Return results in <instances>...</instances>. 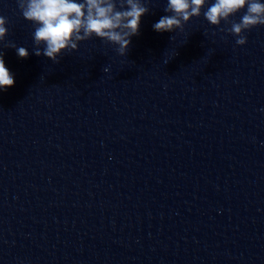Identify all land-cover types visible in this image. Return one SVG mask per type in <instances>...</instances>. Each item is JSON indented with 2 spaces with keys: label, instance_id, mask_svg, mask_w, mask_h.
Returning <instances> with one entry per match:
<instances>
[{
  "label": "clouds",
  "instance_id": "9594fccd",
  "mask_svg": "<svg viewBox=\"0 0 264 264\" xmlns=\"http://www.w3.org/2000/svg\"><path fill=\"white\" fill-rule=\"evenodd\" d=\"M22 17L34 25L32 33L33 52L45 56L53 63H60L65 52L77 51L79 43L99 38L116 46L120 56H126L131 38L140 34L141 18L150 8L147 0H16ZM167 0L164 11L153 24L158 33L183 31L193 17L204 16L206 21L219 27L223 21L230 27L220 29L234 36L236 45L247 43L246 32L264 26V3L260 0ZM243 11L239 22L232 20ZM8 20L0 15V42L8 34ZM43 46V47H41ZM5 47L16 49L19 58L26 59L29 52L9 42ZM0 52V90L14 86V75L5 66ZM104 72L109 68L105 67Z\"/></svg>",
  "mask_w": 264,
  "mask_h": 264
}]
</instances>
